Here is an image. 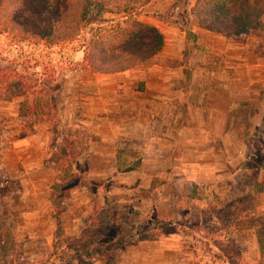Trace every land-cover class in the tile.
<instances>
[{"label":"rangeland","instance_id":"obj_1","mask_svg":"<svg viewBox=\"0 0 264 264\" xmlns=\"http://www.w3.org/2000/svg\"><path fill=\"white\" fill-rule=\"evenodd\" d=\"M192 3L153 0L136 17L155 26L163 42L169 43V68H182L186 60L183 105L177 102L179 91H170L172 110L181 116L179 120L188 118L189 126L201 125L204 131L198 139L179 137L173 125L170 139L148 143L147 151L153 150L148 155L143 154L144 139L132 130L133 140L118 137L101 142L82 128L83 114L100 104L95 96L111 117L132 121L137 111L131 102L144 84L139 79L142 75L91 77L71 71L94 24L73 42L52 48L0 35V68L13 69L34 91L42 90V103L52 100L57 107L34 115L30 94L0 99V264L256 262V233L264 237V119L242 121L237 109L231 137L225 121L226 92L215 86L231 79L242 82L240 71L228 75L217 71L240 65L241 52L251 63L264 61V36L232 39L229 55L219 53L212 48L219 46V38L201 31L189 15ZM100 18L112 19L108 14ZM197 68L215 70L217 77L191 75ZM196 115L204 119L202 124L193 122ZM139 118L146 120L144 114ZM158 132L155 128L146 134ZM165 146L180 150L166 155ZM90 150L101 151L107 165H112L98 179L86 171V159L94 164L98 160ZM141 160L149 168L142 170ZM53 166L58 176L66 174L64 181H55ZM110 179L111 196L107 193ZM54 206L60 209L57 215ZM179 210H184L185 218L179 219ZM134 211L139 214L138 223L131 216ZM108 214L97 229V216L103 220ZM128 228L134 243L128 242ZM124 236L119 243L111 240Z\"/></svg>","mask_w":264,"mask_h":264},{"label":"trees","instance_id":"obj_2","mask_svg":"<svg viewBox=\"0 0 264 264\" xmlns=\"http://www.w3.org/2000/svg\"><path fill=\"white\" fill-rule=\"evenodd\" d=\"M151 1L0 0V35L52 48L73 42L82 30L94 24V30L83 47L81 59L71 71L98 75L123 73L152 59L162 48L160 31L136 19L140 8ZM101 14H108L112 19L103 20ZM189 15L199 28L225 39L264 36V0H193ZM41 91H34L13 69L0 68V99L8 101L30 94L33 96L32 114L43 115L49 109L56 111L55 101L42 103L44 97L40 96ZM46 93L43 92L44 95ZM56 122L55 115L53 123ZM52 169L56 182L65 180L66 174L58 176L56 168L53 166ZM259 191L262 192L263 188ZM53 209L55 215L60 213L57 206ZM185 214L184 210L177 213L179 219L185 218ZM110 215L103 220L97 216L96 228L102 221H107ZM131 216L138 223V212H132ZM142 228L147 229L145 225ZM131 229L128 228L127 232ZM126 237L111 240L119 243ZM128 237V242L134 243L132 230ZM111 240L106 241L110 243ZM256 244L258 264H264V237L259 233H256Z\"/></svg>","mask_w":264,"mask_h":264},{"label":"crops","instance_id":"obj_3","mask_svg":"<svg viewBox=\"0 0 264 264\" xmlns=\"http://www.w3.org/2000/svg\"><path fill=\"white\" fill-rule=\"evenodd\" d=\"M153 1V0H152ZM146 4L145 6L141 7V9L148 6ZM139 10V11H140ZM143 23V22H142ZM149 24V23H146ZM199 28V27H198ZM201 31L206 33L207 35H213L214 37H218L219 40H217V43L219 46L212 47L215 49H219V53H223L226 56L229 55V51L231 49V40L235 38H222L218 35L211 34L206 32L205 30ZM200 38V37H199ZM163 41V40H162ZM201 44H205L207 42L206 40H197ZM174 43H176L174 41ZM180 43V42H179ZM205 45H210L205 44ZM169 46V43L162 42V48L160 52L153 57L152 59L148 60L144 64L125 71L123 73L113 74V75H98V74H90L86 72H74L75 74H85L90 75L91 77H108V76H116V75H125L127 73H130L131 75H135L136 77L142 75L143 78H139L141 81H143V91L139 93L137 100L132 101L131 105L135 109V112L137 111V116L132 118V121L130 119L123 120L122 116L114 115V117H111L107 112H104L100 106L101 99L99 96H95V102L100 103L99 105H92L93 108H90L87 110V115L83 114L82 119V128L87 131H91L94 133L96 137L101 142H107L112 141V139H116L118 137L120 138H128V139H134L138 137V139L142 140L144 139V142L146 145L144 146L143 154L148 155L153 150L147 151V147H149L150 144H154L153 139H170L169 135L171 134L170 129L173 125H176V135L179 137H185V138H201L203 135V130L199 127H201L200 124H202L203 120L201 115H196L193 119L194 123H198L200 126L197 125V127H191L189 126L188 118H182V120H179V115H176L174 110V105L172 104V98L170 96V91H179V98L177 100L178 105L182 107L183 100L181 98V80L184 78L188 79L186 71L184 70L186 66V62H181L182 68L179 67L177 69L169 68L168 61L171 60V55L169 54V49L167 48ZM249 54V53H248ZM241 58L239 60L240 65H235V68L232 66H227L225 70H217L218 72L225 75L237 73L240 71L242 82L241 83H234V81L231 79L229 81H219L218 84L215 86V88L219 90H225V121L227 124V132L228 127L230 126L229 132L231 133L232 137V128L235 121V116H238L236 112L237 109H241V118L242 121H247L249 123H259L263 121L264 119V61L262 63H251L249 62V58L246 57L243 52L240 54ZM81 59V58H80ZM158 61H160L163 65L159 66ZM251 64V65H250ZM183 69V70H182ZM185 71V72H183ZM215 70L212 71H206L204 69H195L191 71V75L195 73H200V75H203L205 77L209 75H213L217 77L218 73H214ZM138 75V76H137ZM233 76V75H232ZM138 79V78H137ZM93 85V84H91ZM65 84H63V87ZM200 87V86H199ZM99 91V90H98ZM173 109V110H172ZM136 114V113H135ZM139 114H144L146 116V120H142V118H139ZM147 121V122H146ZM148 122L151 124H154L157 127H154V125L150 126ZM124 124V125H123ZM158 124L161 125L160 128H158ZM129 125V126H127ZM159 129V132L154 135H147V131L154 132V130ZM134 131L135 136H133ZM145 131V132H144ZM166 150L163 151L166 153V155H169L171 152H175V150L179 151L180 149H176L175 147L171 146H165ZM181 148V147H178ZM171 149V150H170ZM159 152V151H157ZM156 153V152H154ZM90 155H95L98 159L97 162L94 164L93 161L89 162V159H86L85 167L87 168L86 171H88L92 178L98 179L102 175H106L108 171L112 170V165L108 166L106 161L102 158V152L98 151H91L89 152ZM101 156V157H100ZM141 169H147L149 168V165H147L145 160H141ZM155 168V166H153ZM168 167V166H167ZM92 171H96L97 173H93ZM131 172H137L136 170H133ZM108 182H111L108 186L107 193L113 195V191H110V189L113 187L112 179H110ZM126 185L125 187H128L127 181H123ZM115 185V184H114ZM117 185V184H116ZM137 185V184H136ZM111 192V193H110ZM113 192V193H112ZM166 249H168L166 247ZM167 257H169L168 254L163 252ZM170 259V258H169ZM180 262H168V264H177ZM182 264H188L187 262H183ZM249 264V263H246ZM254 264H258V253L256 262Z\"/></svg>","mask_w":264,"mask_h":264},{"label":"built area","instance_id":"obj_4","mask_svg":"<svg viewBox=\"0 0 264 264\" xmlns=\"http://www.w3.org/2000/svg\"><path fill=\"white\" fill-rule=\"evenodd\" d=\"M15 46H16L15 44L12 45L13 48H15Z\"/></svg>","mask_w":264,"mask_h":264}]
</instances>
